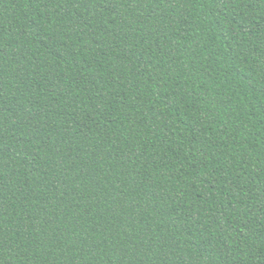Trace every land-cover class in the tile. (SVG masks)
I'll use <instances>...</instances> for the list:
<instances>
[{
  "label": "trees",
  "instance_id": "1",
  "mask_svg": "<svg viewBox=\"0 0 264 264\" xmlns=\"http://www.w3.org/2000/svg\"><path fill=\"white\" fill-rule=\"evenodd\" d=\"M0 264H264V0H0Z\"/></svg>",
  "mask_w": 264,
  "mask_h": 264
}]
</instances>
